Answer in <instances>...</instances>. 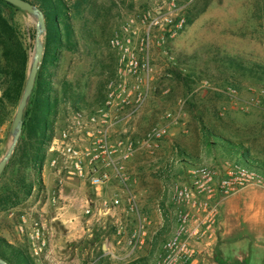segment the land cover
Here are the masks:
<instances>
[{
	"label": "rangeland",
	"instance_id": "1",
	"mask_svg": "<svg viewBox=\"0 0 264 264\" xmlns=\"http://www.w3.org/2000/svg\"><path fill=\"white\" fill-rule=\"evenodd\" d=\"M66 1L73 35L52 57L44 55L43 33L39 64L45 59L51 93L59 100L53 134L77 110L63 98L64 84L83 95L78 109H88L103 103L110 82L122 79L129 87L138 85L144 98L118 125V136L137 142L155 125H167V132L126 163L137 210L129 208L126 190L116 180L99 197L76 179L57 187L46 162L50 138L42 185L32 170L31 193L0 203V236L25 247L36 264H154L176 225L172 186L187 180L195 166L222 175L240 165L236 155L209 141L243 143L254 158L264 159V0ZM13 21L30 56L36 20L17 7ZM131 56L136 73L127 65ZM101 81L103 100L94 103ZM13 114L0 128V158ZM9 161L0 175V195L13 186L16 167ZM114 195L119 204L111 203ZM139 220L144 234L132 250ZM36 225L44 231L37 251L30 238ZM216 228L212 250L198 254L194 264H264V188L247 182L223 197ZM218 253L224 263L214 261Z\"/></svg>",
	"mask_w": 264,
	"mask_h": 264
},
{
	"label": "built area",
	"instance_id": "2",
	"mask_svg": "<svg viewBox=\"0 0 264 264\" xmlns=\"http://www.w3.org/2000/svg\"><path fill=\"white\" fill-rule=\"evenodd\" d=\"M127 65L133 73L137 72L133 56L129 57ZM143 98L138 85L129 87L122 79L108 84L102 104L77 109L66 117L65 124L53 134L47 147L50 156L46 162L55 175L57 187L76 179L95 192L98 187L116 180L126 190L129 208L137 210L135 195L128 189L126 163L138 149L151 147L152 142L167 132V125H155L137 142L130 135L118 136V125L132 116ZM187 176V180L171 188V199L177 207L176 225L163 242L154 264H192L198 254L211 251L217 237L216 225L223 197L239 191L247 182L264 188V174L237 164L222 175L206 166H195L188 170ZM111 203H120L118 195L113 196ZM43 233L40 225L30 233L35 251ZM142 234L143 223L139 220L129 242L132 250L141 242Z\"/></svg>",
	"mask_w": 264,
	"mask_h": 264
},
{
	"label": "trees",
	"instance_id": "3",
	"mask_svg": "<svg viewBox=\"0 0 264 264\" xmlns=\"http://www.w3.org/2000/svg\"><path fill=\"white\" fill-rule=\"evenodd\" d=\"M30 1L37 4L44 13L46 25L44 55L56 57L57 48L69 44L70 37L73 35L67 1ZM16 9L17 7L11 3L0 0V128L11 118L17 106L25 84L29 59V48L13 21V13ZM203 10L204 7L197 11V14ZM190 20L188 18V21ZM43 60L45 61V59H42V63L38 67L34 86L23 112L22 132L9 161L11 166L16 167L12 180L13 186L7 193L0 195V203L13 197L18 202L21 197L31 193L35 182L31 177L32 170L35 172V177L38 176L37 184L42 185L40 170L47 144L54 131L59 107L58 97L51 93L54 90L50 78L51 71L45 66ZM105 65L102 63L101 67L103 68ZM261 70L262 74L264 67ZM173 72L181 78L178 71ZM104 85L101 81L94 97V103L103 100ZM69 86L64 84L62 87L63 98L71 101L72 109H78L79 101L83 99V95L79 91L70 89ZM201 128L205 134L212 135V131L205 124H202ZM218 140L209 141L208 144L225 150L228 155H236L237 162L246 169L264 174V159L254 158L243 143L225 140L218 143ZM0 257L8 264H36L25 247L8 243L1 236ZM224 260L219 257V253L214 257L216 263H224ZM242 262L244 261L232 264H242ZM134 263L135 261H132L129 264Z\"/></svg>",
	"mask_w": 264,
	"mask_h": 264
},
{
	"label": "water",
	"instance_id": "4",
	"mask_svg": "<svg viewBox=\"0 0 264 264\" xmlns=\"http://www.w3.org/2000/svg\"><path fill=\"white\" fill-rule=\"evenodd\" d=\"M5 1L11 3L12 5L32 15L36 20V24H35L33 48L29 56L25 84L11 120L10 137L6 151L0 158V175L11 157L22 131L23 112L30 98L34 86L37 70L41 62V58L43 54L42 35L43 33H45V28H46L44 13L38 5L34 4L30 0H5ZM0 264H8V263L2 257H0Z\"/></svg>",
	"mask_w": 264,
	"mask_h": 264
},
{
	"label": "crops",
	"instance_id": "5",
	"mask_svg": "<svg viewBox=\"0 0 264 264\" xmlns=\"http://www.w3.org/2000/svg\"><path fill=\"white\" fill-rule=\"evenodd\" d=\"M113 182H114V181L109 182V183H106V184H104V185L101 186V187H98L99 189H98L97 191H95V192L92 190V193L99 197V195L102 194V191H105V188H107L110 184L112 185ZM79 183H81V182H79ZM81 184H83V183H81ZM100 197H101V196H100ZM86 201L89 202V198H86ZM82 203H83V202H82ZM68 206H70V205L68 204ZM195 262H196V260H195L192 264H194Z\"/></svg>",
	"mask_w": 264,
	"mask_h": 264
}]
</instances>
